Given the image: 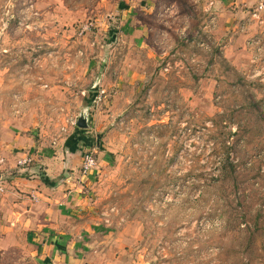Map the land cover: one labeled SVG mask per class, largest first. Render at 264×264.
<instances>
[{
    "label": "rangeland",
    "instance_id": "rangeland-1",
    "mask_svg": "<svg viewBox=\"0 0 264 264\" xmlns=\"http://www.w3.org/2000/svg\"><path fill=\"white\" fill-rule=\"evenodd\" d=\"M212 2L0 0V193L39 165L12 167L13 139L53 147L87 113L114 262L264 264V11L260 51L230 52ZM27 233L0 221V264H42Z\"/></svg>",
    "mask_w": 264,
    "mask_h": 264
},
{
    "label": "crops",
    "instance_id": "crops-1",
    "mask_svg": "<svg viewBox=\"0 0 264 264\" xmlns=\"http://www.w3.org/2000/svg\"><path fill=\"white\" fill-rule=\"evenodd\" d=\"M212 3L218 10L214 18L215 38H229L225 48L230 52L244 48V41L251 33L255 35L262 29L258 21L249 17L257 0H214ZM139 27L127 32L144 41L146 27ZM235 39L239 41L234 42ZM94 98L92 94L88 105ZM89 128L75 126L67 139L56 141L53 147H43L44 143L40 144L34 131L12 140L11 148L15 149V155L10 157L12 167L29 153L39 165L30 168L33 175L29 179L15 176L0 193V221L8 220L13 226L29 230L27 240L32 242L35 257L42 264H92L91 260H95V264L103 261L117 264L120 260L111 256L117 244H111L108 239L113 232L108 228L100 232L103 231L101 226L88 220L92 204L90 186L94 183L95 171L83 175L81 167L83 152L95 149L94 139L88 135ZM57 146V152L53 151ZM101 240L103 245L110 244L102 249Z\"/></svg>",
    "mask_w": 264,
    "mask_h": 264
},
{
    "label": "built area",
    "instance_id": "built-area-1",
    "mask_svg": "<svg viewBox=\"0 0 264 264\" xmlns=\"http://www.w3.org/2000/svg\"><path fill=\"white\" fill-rule=\"evenodd\" d=\"M263 11H264V0H257L256 8H254L252 17L254 20L258 21L260 24H263V20L261 17ZM247 45L250 47L255 46L257 50L260 51L262 41L259 37H256L253 39H249ZM104 94H105V91H101L100 93L97 92L95 98L100 99L102 95ZM72 125L73 127L77 126V120H75L72 123ZM33 162H34L33 155L29 153L17 162V167L19 169L29 168L33 164ZM97 165H98V160L96 157V153L94 151H88L84 153L83 158H82V167H81V172L83 175H88L91 172H93V170L97 168Z\"/></svg>",
    "mask_w": 264,
    "mask_h": 264
},
{
    "label": "water",
    "instance_id": "water-1",
    "mask_svg": "<svg viewBox=\"0 0 264 264\" xmlns=\"http://www.w3.org/2000/svg\"><path fill=\"white\" fill-rule=\"evenodd\" d=\"M95 90H97V88H94L93 92H97ZM77 127L80 129H88L89 128V117H88L87 113H83L79 116V118L77 120Z\"/></svg>",
    "mask_w": 264,
    "mask_h": 264
},
{
    "label": "trees",
    "instance_id": "trees-1",
    "mask_svg": "<svg viewBox=\"0 0 264 264\" xmlns=\"http://www.w3.org/2000/svg\"><path fill=\"white\" fill-rule=\"evenodd\" d=\"M93 94V97H95L96 93H92ZM77 132H85V131H82V130H79V129H76ZM76 137V134L72 136V138H75Z\"/></svg>",
    "mask_w": 264,
    "mask_h": 264
}]
</instances>
